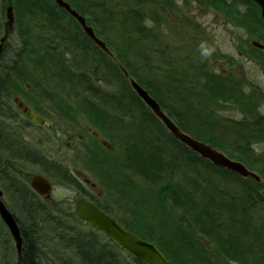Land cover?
I'll list each match as a JSON object with an SVG mask.
<instances>
[{
  "label": "trees",
  "instance_id": "trees-1",
  "mask_svg": "<svg viewBox=\"0 0 264 264\" xmlns=\"http://www.w3.org/2000/svg\"><path fill=\"white\" fill-rule=\"evenodd\" d=\"M66 1L85 16L112 54L90 41L53 0H0V38L9 5L18 33V49L7 48L6 66L0 60V97L16 115L17 127L45 129L23 118L13 97L47 121L52 118L50 109L71 122L83 117L90 126L85 166L105 193L103 200L92 199L94 204L136 236L154 242L171 264H218L217 257L236 264H264V156L254 151L264 144V115L255 107L253 93H245L241 79L214 73L203 53L188 59L198 50L188 42L179 46L165 41L162 30L170 28L163 4L170 0ZM199 1L244 30L258 32L264 44V22L255 2ZM13 40L14 35L3 44ZM166 48L172 52L170 60L184 57L186 65L171 63L159 69L156 63ZM251 55L264 69V50L251 48ZM129 78L146 88L183 132L243 162L261 182L218 168L179 143L135 96ZM43 101L48 107L41 106ZM224 103L227 107L219 108ZM227 110L242 112L244 119L217 115ZM142 111L150 119L143 118ZM91 130L112 142L114 149L102 147ZM153 134L154 145L140 142ZM17 140L14 154L12 140L0 128V188L19 213L4 203L16 217L22 239L17 256L0 219V264H44L50 255L63 261L43 249L44 231L52 232L73 255L74 262L68 264H110L103 253L115 258L111 244L96 229L85 223L86 229H81L75 223L83 224L73 203L66 208L69 218L56 213L16 170L39 164L45 176L80 194L86 193L84 184L60 162L46 160L41 150ZM245 209L254 211L257 226L246 225Z\"/></svg>",
  "mask_w": 264,
  "mask_h": 264
},
{
  "label": "rangeland",
  "instance_id": "rangeland-1",
  "mask_svg": "<svg viewBox=\"0 0 264 264\" xmlns=\"http://www.w3.org/2000/svg\"><path fill=\"white\" fill-rule=\"evenodd\" d=\"M163 5V15L170 28V31L169 29L162 30L165 41L179 46H185L184 43L188 42L192 47L198 48V50L194 49L192 55L187 57L188 59L201 52L207 57L209 67H211L213 72L226 73L234 78L241 79L244 83L245 93H253L252 97L256 100L255 107L264 114V69L259 61L251 55V48L255 50L261 49L257 46L258 44L261 45L258 32H248L235 23H231L223 14L218 13L204 3H200L199 0H170L169 3ZM252 33L255 35H252ZM253 42H255L256 46H253ZM109 54L111 55L112 53L110 52ZM177 58H179L178 61H175V59L170 60L169 58L168 63L164 65L162 63L158 64V68H166L171 63L181 64H178L179 68H182V65H186L184 57ZM165 59L167 60V58ZM18 99L22 101L20 98ZM13 104L16 106L15 102ZM41 106L44 108L48 107L46 101L41 102ZM49 114L52 118L47 122L50 123V127L47 126L46 130L35 127L21 129L17 127L15 122L11 124V130H15L14 132L18 130L19 133H16L15 136L18 139L21 138L23 144L26 143L41 150L43 158L46 160L63 164L81 183L84 182L82 190L86 194H97L101 188L86 167L85 151L87 145H90L89 133H87L90 130V126L87 121L83 117H79L74 122L65 121L66 119L60 118L53 109H50ZM217 115L224 119L229 117L241 119L240 113L236 110L219 111ZM56 121L57 123H55ZM255 150L258 155L264 156V144L261 146L256 145ZM18 167L16 170L17 174L26 181L33 175L38 174V172L41 173L39 164L29 163ZM49 181L52 183V188L49 199L44 200L52 206L51 209L56 213L60 215L63 213L62 216L68 217L67 214L70 212H67L66 208L71 203H73L72 206L74 205L75 200L81 196L80 191L71 186L62 185L52 178H49ZM3 201L9 205L11 210L14 209V213H17V209L11 203L9 195L3 194ZM70 223H73V219L70 220ZM75 223L81 229H86V226L89 227L88 225L85 226L84 222L80 224L75 220ZM41 238L43 249L47 250L48 248V251L55 253L58 258L63 260L59 261L52 255H50L51 257L46 255L47 258L44 264H68L71 259L73 260V255L58 244L52 232H41ZM120 257L121 263L134 264L130 257ZM215 259L218 264H235L224 257Z\"/></svg>",
  "mask_w": 264,
  "mask_h": 264
},
{
  "label": "water",
  "instance_id": "water-1",
  "mask_svg": "<svg viewBox=\"0 0 264 264\" xmlns=\"http://www.w3.org/2000/svg\"><path fill=\"white\" fill-rule=\"evenodd\" d=\"M57 3L62 7L68 9V6L62 0H56ZM256 2L260 16L264 21V0H251ZM72 15H74L75 19L79 21V24L83 30H85L88 36L95 41V43L105 52H108L105 48L104 43L96 38L93 34V31L85 20H83L75 11L69 10ZM7 19L9 22L12 19V12L11 7L7 8ZM10 24V23H9ZM8 24V25H9ZM253 46H256L255 42L252 43ZM259 48L263 49L264 46L258 44ZM129 82L133 89L139 94V97L142 98L143 102L148 105L153 112L161 119L162 123L165 124L167 129L183 144L187 145L191 150L196 153H199L202 158L209 159L212 163L217 165L218 167L221 166L226 168L227 170H231L234 173L242 176H250L253 177L255 180H258V176L253 173L249 172L244 165L240 162L233 161L228 159L222 152L216 151L209 145H204L201 142H197L192 140L186 133L182 132L175 123H173L165 114L160 111V107L157 105L156 102L151 100V98L147 95L146 92L139 89L135 81L132 78H129ZM14 101L17 103V107L21 109L22 113L25 114V117L28 118L33 123L38 125H45V121L40 118L37 113L26 106H23V103L19 101L17 98H14ZM93 135L96 138L100 139V136L93 132ZM101 145L106 148V150L111 151L114 149V146L105 141H101ZM29 184L31 189L37 193L38 195L42 196H49V191L51 189V184L47 181L41 174H35L29 178ZM0 191V196H1ZM74 212H76L77 218L85 222L88 226L92 228H96L104 235L108 237V239L114 243L118 248L125 251L126 253L132 255L137 260L144 262L145 264H171L163 254L162 251L158 250L156 245L150 241L142 240L138 235L136 236L131 231L125 229L118 221L112 219L103 211L95 206L93 203L86 200L77 199L74 205ZM0 218L6 226L10 236H12L13 241L15 243V247L17 249V253L21 250V236L19 232V228L16 225L14 216L9 212L8 208L3 204L0 198Z\"/></svg>",
  "mask_w": 264,
  "mask_h": 264
},
{
  "label": "bare ground",
  "instance_id": "bare-ground-1",
  "mask_svg": "<svg viewBox=\"0 0 264 264\" xmlns=\"http://www.w3.org/2000/svg\"><path fill=\"white\" fill-rule=\"evenodd\" d=\"M54 1V3L57 5V7L58 8H60L61 10L63 9L72 19L74 18V20H76L75 19V17H74V15H72L71 13H70V11L69 10H71V11H75L83 20H85L86 21V19H85V16H83L82 14H80V12H78L77 11V9H75V8H72L71 7V5L69 4V2L68 1H66V0H62L67 6H68V9L69 10H67L66 8H64L63 6L61 7L58 3H57V1L56 0H53ZM76 22L78 23V25H79V27H80V29L84 32V34H86V36L90 39V41H93V43L96 45V43H95V41L94 40H92L89 36H88V34H87V32L85 31V30H83L82 28H81V26H80V24H79V21L78 20H76ZM87 26H89V25H87ZM90 28H91V26H89ZM91 30H92V28H91ZM93 31V34H94V36L96 37V38H98L97 36H96V34L94 33V30H92ZM4 36H2L1 38H0V60H2L1 61V63L4 65V66H6L7 64H8V62H9V60H8V58L9 57H7L6 56V53L8 52L7 50L8 49H12L13 51H15V50H17L18 49V47H19V44H18V33H16V29H15V27H13V25L11 24V25H9V28H6V30L4 31ZM12 35H14V38L15 39H17V40H13V41H10V43H9V45H5V44H3L6 40H7V38H11L12 37ZM99 40H101L100 38H98ZM103 43H104V45H105V48H107V45H106V43L103 41V40H101ZM261 45L262 46H264V44L263 43H261ZM8 48V49H7ZM165 48V47H164ZM148 49H150V46L148 47ZM153 50H154V48H153ZM152 49H151V51H153ZM263 50H264V48H263ZM13 51H11V52H13ZM161 55H163L164 57H160V58H158V61H157V63H156V65L157 64H161L163 61H165L166 63H168L167 61H168V59L169 58H171V55H172V52L171 51H169L168 50V48H166L165 49V53L164 54H161ZM8 56H10V55H8ZM165 58H167V60L165 59ZM6 68V67H5ZM214 73H215V71H214ZM133 81H135V79H133ZM168 82H170V83H172L170 80H168ZM135 83L137 84V86L139 87V89L140 90H142V91H144V92H146L147 93V95L151 98V100H153L154 102H156L157 103V105L160 107V111L163 113V114H165L173 123H175L176 124V126L181 130V128L177 125V123L172 119V118H170L169 116H168V114H167V112H165L163 109H162V107H161V104L155 99V97H153V95L152 94H150V92L146 89V88H144L141 84H139L137 81H135ZM129 85H130V87H131V89H132V91L135 93V96L137 97V98H139L140 99V101H142L143 102V100H142V98H140L139 97V94L133 89V87H132V85H131V82H129ZM188 97V96H187ZM144 104H145V106L147 107V109H148V111H149V113H151V114H153V116H154V118L156 119V121H158L159 123H161V124H163L162 123V121H161V119L156 115V113L155 112H153L152 110H151V108L148 106V105H146V103L144 102ZM225 107H227V104H220L219 105V108H225ZM259 113H261L260 111H258ZM141 113H143L142 115H143V118H147V119H150L149 118V116L147 115V113H145L144 111H142ZM261 114H263V113H261ZM264 115V114H263ZM16 115L14 114V115H11L10 114V112L8 111V109H6V107H5V104H4V101L2 100V98L0 97V128L3 130V131H5L8 135H9V137H10V139L12 140V143H11V145H12V148H13V150L12 151H14L13 153L15 154V150H16V145L15 144H17L16 142H15V140H17L18 139V137L17 136H15V133L13 132V130H11V124H13V122H14V118H16L15 117ZM17 118H19V116L17 117ZM23 118H24V116H23ZM60 118H62V119H64L65 120V118H63V117H61L60 116ZM240 118L241 119H244V114L241 112L240 113ZM45 119V118H44ZM45 120H47V119H45ZM68 119H66L65 121H67ZM57 121H59V120H57ZM57 121L55 122V123H57ZM55 123H54V127H55ZM163 126L166 128V130H167V132L168 133H170V135L174 138V139H176L179 143H181L168 129H167V127L165 126V124H163ZM52 127H53V125H52ZM53 127V128H54ZM56 128V127H55ZM182 131V130H181ZM92 134H93V132H96V131H94V130H91L90 131ZM183 132V131H182ZM184 133H186V135H188L192 140H194V141H197V142H201V143H203L204 145H209V146H211L209 143H205V142H203V141H201V140H199V139H195L194 137H192L188 132H184ZM116 135H118L120 138H122V139H125L126 137H127V135L125 134V132H122V133H115ZM99 136H100V141H105L106 143H109L110 145L112 144L113 145V143L112 142H110L109 140H107V138H105L104 136H102L101 134H99ZM156 135H144V137H143V139L142 138H140V142H142V143H147V144H152V145H154V142L157 140L156 139V137H155ZM18 141V140H17ZM19 143V142H18ZM183 144V143H182ZM185 147H187L191 152H193V153H196V152H194L193 150H191L187 145H185V144H183ZM212 147V146H211ZM256 147V146H255ZM255 147H254V151L257 153V151L255 150ZM213 148V147H212ZM213 149H215V148H213ZM216 151H219V150H217V149H215ZM219 152H221V151H219ZM223 153V152H222ZM196 154H198L200 157H201V155L199 154V153H196ZM224 154V153H223ZM225 155V154H224ZM226 156V155H225ZM227 157V156H226ZM202 158V157H201ZM228 158V157H227ZM203 159H205V158H203ZM228 159H231L230 157L228 158ZM205 160H207V161H209L210 163H212L209 159H205ZM231 160H233V159H231ZM233 161H236V160H233ZM236 162H239V161H236ZM240 163V162H239ZM243 165H244V167L246 168V166H245V164L243 163V162H241ZM214 166H216V167H218L217 165H215L214 163H212ZM220 168H222V169H225V170H227L226 168H223V167H221V166H219ZM218 167V168H219ZM247 169V168H246ZM248 170V169H247ZM227 171H229V170H227ZM249 172H253V173H255L257 176H258V180H255L253 177H250V176H240V175H238L237 173H235L236 175H238L239 177H250V178H252L253 180H255L256 182H261V178H260V176L256 173V172H254V171H250V170H248ZM229 172H232L231 170L229 171ZM232 173H234V172H232ZM185 175V174H184ZM186 176V178H190V176L189 175H185ZM46 180H49V178L47 177V176H45L44 177ZM83 184H84V182H82ZM38 195V194H37ZM40 195V194H39ZM38 195V196H39ZM103 198H105V193H104V190H101V189H99V191L97 192V194H92V195H88V194H81V196H79L77 199H83V200H86V201H88V202H90L91 204L93 203L94 204V201L92 200V199H100V200H103ZM76 199V200H77ZM75 200V201H76ZM95 205V204H94ZM96 206V205H95ZM230 208V207H229ZM105 214H107L106 212H104ZM108 215V214H107ZM245 215H246V225H251V227H254V226H257V221H256V215H255V213H254V211L253 210H248V209H245ZM109 216V215H108ZM14 219H15V222H16V225H17V220H16V217L14 216ZM18 227H19V225H17ZM247 227V226H246ZM246 227H245V229H246ZM250 227V226H249ZM127 229V228H126ZM128 230V229H127ZM129 231V230H128ZM20 252H21V250H20ZM20 252L19 253H17V256H19L20 255ZM103 253V252H102ZM104 254V257L105 258H109V260H108V262L110 263V264H119V263H121V258L119 259V260H117L116 261V259L113 257V256H111L109 253H103ZM260 255V254H259ZM228 260V259H227ZM229 261V260H228ZM230 262H232V261H230ZM233 263V262H232ZM18 264V263H17ZM123 264V263H122ZM236 264V263H235Z\"/></svg>",
  "mask_w": 264,
  "mask_h": 264
},
{
  "label": "flooded vegetation",
  "instance_id": "flooded-vegetation-1",
  "mask_svg": "<svg viewBox=\"0 0 264 264\" xmlns=\"http://www.w3.org/2000/svg\"><path fill=\"white\" fill-rule=\"evenodd\" d=\"M6 11V10H5ZM6 28H9V26H5V29ZM4 29V30H5ZM47 126V125H46ZM46 126H44V128L46 127ZM25 129V128H24ZM46 129V128H45ZM108 243H110L111 244V246H112V248H113V255L115 256V258L117 259V260H119L121 257L120 256H128V255H126L125 253H123V251L122 250H120L119 248H117L113 243H111L110 241H108Z\"/></svg>",
  "mask_w": 264,
  "mask_h": 264
}]
</instances>
